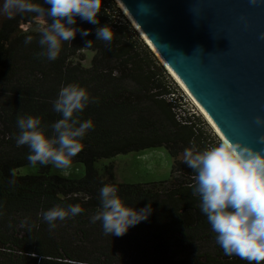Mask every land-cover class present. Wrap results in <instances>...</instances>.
Returning a JSON list of instances; mask_svg holds the SVG:
<instances>
[{"label":"trees","instance_id":"16d2710c","mask_svg":"<svg viewBox=\"0 0 264 264\" xmlns=\"http://www.w3.org/2000/svg\"><path fill=\"white\" fill-rule=\"evenodd\" d=\"M36 2L50 8L44 0ZM124 14L116 0H102L99 24L78 16L73 27L91 30L89 35L78 32L64 42L54 61L37 55L39 29L51 18L16 13L0 23V264H248L217 244L199 197L192 195L195 174L182 162L184 149L203 151L222 139L187 109L181 87ZM104 25L115 33L110 46L96 37ZM28 35L33 41L25 44ZM89 40L93 43L86 47ZM69 84L98 98L78 113L82 122L94 124L82 140L84 149L72 158L71 165H85L82 177L53 173L52 164L33 165L29 148L16 146L18 117H40L42 126H50L62 118L52 102ZM46 132L51 135V128ZM163 146L174 160L166 180L121 181L114 161L100 163ZM26 166L37 170L21 173ZM106 184L116 186L137 210L151 203L150 217L123 236L105 235L91 217ZM76 204L84 211L57 220L51 231L40 215L56 205Z\"/></svg>","mask_w":264,"mask_h":264},{"label":"clouds","instance_id":"9594fccd","mask_svg":"<svg viewBox=\"0 0 264 264\" xmlns=\"http://www.w3.org/2000/svg\"><path fill=\"white\" fill-rule=\"evenodd\" d=\"M43 7L36 0H0V13L13 18L16 13H33L37 17L51 18V23L39 29L38 43L42 49L37 55L56 60L64 42H72L77 33L89 35L91 30L73 27L79 16L92 24H99L102 0H44ZM97 40L111 45L115 33L109 25L96 29ZM33 36L25 38L30 44ZM93 41L86 42L90 47ZM199 49V48H198ZM98 98L92 97L87 88L78 84L62 86L53 110L60 114L50 126L43 125L40 117L20 116L16 146L29 148L28 161L35 165L52 164L67 169L72 158L85 147V135L94 128L92 120L81 121L78 113ZM257 124H264V117H256ZM51 128V135L46 129ZM182 162L193 170L195 185L192 195L198 196L200 210L207 217L216 242L226 255H236L248 264H264V151L231 140L203 151L186 148ZM10 183H15L11 180ZM101 205L92 215L93 223L101 222L105 235L123 236L130 227L147 220L152 214L149 203L137 210L128 206L111 184L100 190ZM84 210L79 204L62 207L56 205L40 215L48 223L49 230L56 228V221L75 217ZM27 224V220L23 222ZM31 228H29V231Z\"/></svg>","mask_w":264,"mask_h":264},{"label":"water","instance_id":"95a60500","mask_svg":"<svg viewBox=\"0 0 264 264\" xmlns=\"http://www.w3.org/2000/svg\"><path fill=\"white\" fill-rule=\"evenodd\" d=\"M118 1L226 140L264 151V0Z\"/></svg>","mask_w":264,"mask_h":264},{"label":"rangeland","instance_id":"374dc122","mask_svg":"<svg viewBox=\"0 0 264 264\" xmlns=\"http://www.w3.org/2000/svg\"><path fill=\"white\" fill-rule=\"evenodd\" d=\"M118 5L120 6L119 3ZM122 11L123 13H125L123 9ZM124 15L127 17L126 13ZM6 17L7 16L5 14L0 13V23ZM130 22L132 26L135 28L132 21ZM137 32L141 36L138 30ZM142 39L144 40L143 37ZM176 84H178V82ZM177 86L181 87L179 84ZM180 89H181V92L183 93L181 95L183 96L185 95V98H183V100L185 99L184 101H187L188 103L187 109H189L190 111H193V113H196L197 115H200V117H202V119L205 120V122L207 123L206 129H208V133H211L213 137H218L219 135L214 129V127L211 125L209 120L206 119V116L199 109V107L194 103V101L189 96V94L182 87ZM109 161L115 162L116 173H117L118 179L121 181H125V182H149L150 183V182L169 179L171 177L172 168L174 164L173 157L171 156L169 150L164 146L149 148V149L142 150V151H135V152L127 153V154H120L114 157L113 159L104 160V161H101L100 163L104 164ZM36 170H37L36 166H26V167H23L20 170V172L21 173H34L36 172ZM52 172L65 175V176H69V177H82L85 174V165L82 163H77V164L71 165L67 169L57 168L54 165H52Z\"/></svg>","mask_w":264,"mask_h":264},{"label":"bare ground","instance_id":"6f19581e","mask_svg":"<svg viewBox=\"0 0 264 264\" xmlns=\"http://www.w3.org/2000/svg\"><path fill=\"white\" fill-rule=\"evenodd\" d=\"M120 5L121 3L116 0ZM121 8L124 9V7L121 5ZM125 13L127 14V17L129 19H131L130 21L133 22L134 26L137 27L138 31L140 32L141 36L144 38V40L148 42V40L145 38V36L143 35V33L141 32V30L138 28V26L135 24V22L132 20V18L130 17V15L127 13V11L124 9ZM150 44V43H149ZM150 46L153 48V46L150 44ZM154 49V48H153ZM155 50V49H154ZM156 51V50H155ZM158 53V52H157ZM159 55V54H158ZM160 56V55H159ZM161 57V56H160ZM161 59L163 60V58L161 57ZM163 62L165 63V65L169 68L170 73L175 80L178 82V84L189 94V96L192 98V100L194 101V103L199 107V109L203 112V114L206 116V119L209 120V122L211 123V125L214 127V129L216 130V132L218 133V135L222 138V140H226V138L222 135V133L219 131V129L215 126V124L211 121V119L208 117V115L205 113V111L201 108V106L198 104V102L194 99V97L190 94V92L187 90V88L183 85V83L179 80V78L175 75V73L171 70V68L167 65V63L163 60ZM168 70V71H169Z\"/></svg>","mask_w":264,"mask_h":264}]
</instances>
